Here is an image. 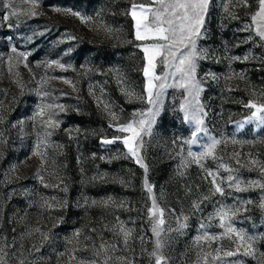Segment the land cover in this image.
<instances>
[{
	"label": "rangeland",
	"instance_id": "obj_1",
	"mask_svg": "<svg viewBox=\"0 0 264 264\" xmlns=\"http://www.w3.org/2000/svg\"><path fill=\"white\" fill-rule=\"evenodd\" d=\"M12 2L18 15L5 21L9 10L0 0V257L6 264H69L75 251L71 264H79L80 258H97L93 252L106 243L115 245L107 253L108 264H153L149 253L156 237L147 211L151 200L143 187L144 169L127 157L121 142L101 143L126 135L110 123L124 124L134 119V112L150 107L139 97L146 85L140 45L151 41L135 40L130 15L132 3L146 0H36L35 8L31 0ZM53 7L78 11L88 19L57 13ZM258 8V0H210L197 40L198 49L208 53L196 69L205 126L210 136L226 141L217 147L216 159L204 158L201 168L187 156L183 140L190 138L193 126L179 111L186 94L175 87L165 90L151 134L143 136L140 154L148 166L147 179L165 209L162 251L168 264H203L202 253L214 254L221 244L225 250L234 248L227 237L210 244L196 241L205 232L220 236L224 231L216 218L209 219L221 206L239 209L234 227L258 237L255 256L229 259L264 264V188L248 186L251 181L264 184V127L254 122L239 127L251 115L246 103H264V40L252 22ZM33 10L38 14H25ZM49 61H59L66 70L49 67ZM40 92L49 95L41 97ZM97 98L110 105L118 121L97 106ZM49 103L65 110H50L59 127L37 149L45 131L41 120L47 116L36 117V112ZM208 142V136L200 134L191 150L199 153ZM37 151L47 161L43 168ZM235 153L240 154L239 164ZM182 160L188 161L186 166ZM206 170L218 173L223 195L212 194ZM229 175L242 181L245 190L229 187ZM109 198V204L100 203ZM194 201H202L197 211L192 209ZM181 213L188 217L187 227L175 231ZM202 223L207 225L203 229ZM121 227L131 232L127 244ZM77 230L79 237L74 235ZM97 259L103 264L105 255Z\"/></svg>",
	"mask_w": 264,
	"mask_h": 264
},
{
	"label": "snow or ice",
	"instance_id": "obj_2",
	"mask_svg": "<svg viewBox=\"0 0 264 264\" xmlns=\"http://www.w3.org/2000/svg\"><path fill=\"white\" fill-rule=\"evenodd\" d=\"M31 3L33 8L38 6L36 0H31ZM209 3L210 0H146L144 3L131 4L130 15L135 22V40L141 42L151 41V43H143L140 45L144 53L145 64L142 72L143 76L146 78V85L144 88L145 95L139 97L150 105V107L146 111L134 112V119L129 122L124 124H109V127H113L116 131L126 135L116 136L111 139L104 138L101 140V143L104 145H111L118 141L121 142L127 150V157L134 159L135 163L144 169L145 178L143 187L149 194L151 200V207H149L147 211L152 223V233L156 237L153 250L149 253V256L153 259V264H168V258L162 251L166 243L162 235L166 231L164 228L165 209L158 204L154 186L148 182V166L144 162L143 156L140 154V149L143 146V136L151 134L152 126L156 122L157 116L160 114L165 90L170 87H175L183 90L186 94L184 102L180 104L179 111L183 113L184 122L193 126L190 138L183 140V144H187L189 147L187 156L191 158V162L203 168L201 161L206 157L216 159L217 147L226 143V141L217 139L208 134V129L204 121V117L207 113L204 111V107L199 100L200 93L203 89L200 81L196 78L197 61L206 59L208 56L205 50L198 49L197 40L202 36L201 28ZM258 4L259 8L252 16V22L255 24L256 34L261 40H264V0H258ZM3 7L9 10L8 14L3 16L5 21L18 15L17 8L14 6L12 0H4ZM52 10L57 13L64 12L65 14H71L72 16L80 18L82 21L88 19L82 16L80 12L72 9L53 7ZM25 14L35 16L38 13L33 10ZM16 51V48L13 47L12 52L15 53ZM18 55L24 57L25 60L27 59L26 53L21 52ZM247 58L248 57H244V59ZM11 59L12 58L9 57V60ZM53 64L62 70H66L65 65L61 64L59 61L48 62L49 67ZM25 67H27L26 63ZM158 67L164 69L161 74H158L156 71ZM169 79L172 80V83H168ZM64 82L71 83V81L66 79ZM73 87H75V85H73ZM124 91L129 97L135 96V93L131 90ZM39 94L41 97L49 95L47 92H40ZM92 94L95 95V93ZM188 97H191V99H188ZM97 106L102 108V110L111 117L112 121H118V117L111 111L109 104L97 98ZM244 106L252 111L246 121L239 124V127L243 128L245 123L253 122L256 124L257 128L264 127V103L258 104L250 100ZM53 108H59L60 111L65 110V106L60 104L49 103L38 106L36 117L47 116V119L41 120V126L45 131L44 137L36 146L37 149H39L40 144H43L47 137H50L55 129L59 127L60 122L55 119L56 113L50 111ZM137 115L140 117L139 119H135ZM200 134L208 136L209 142L202 145L203 150L201 152L196 153L191 150V147L199 142ZM232 143H239V141L232 140ZM173 144H176L175 140ZM183 144L181 145V151H183ZM34 154L41 155V168H43L45 163H47L44 156L39 151ZM239 155V153L234 154V156L237 157V164L240 163L238 159ZM187 163V160H182V166H186ZM250 163L255 164L256 161H250ZM221 167H224L229 173L232 171L227 165L222 164ZM261 171L264 172V168H262ZM206 172L207 177H211L210 183L212 189L210 191H212V194L219 193L223 195L224 188L221 186L223 181L221 179V182H218V173L214 174L211 170H206ZM183 174V172L180 173V175ZM37 176L45 187H49V184L44 182L43 175H40L38 172ZM227 181L229 187H234L236 191L245 190V188L241 187L242 181L232 175L227 177ZM60 182L63 183L62 180ZM121 183L124 182L121 181ZM253 185L264 188V184L259 181H251L248 186ZM55 186L59 187V184ZM63 190L66 191V189ZM203 199L206 200L208 197H204ZM110 202L111 198L101 201L100 203L107 205ZM92 203L95 204L97 202L93 201ZM201 203L202 201H194L192 203V209L194 211L199 210ZM248 203H251V201H248ZM48 206L51 207V205ZM121 207H123V204H121ZM260 207L264 209V198H262ZM172 211L174 212L175 210ZM238 212L239 209L221 206L215 210L214 214L210 215L209 219L211 220L213 217L216 218L219 221V227L224 229V231L220 236L210 235L205 232L202 236L198 235L196 241L200 242L203 240L210 244L213 241H218L227 237L234 244V248L225 250L221 244L214 249V254L213 252L202 253L201 259L203 260V264H210L209 258H211V264H242V261L239 259L231 260L229 258L256 255L254 244L258 237L249 235L243 230H237L232 223L233 217H235ZM187 219L188 217L183 213H181V216L176 217L177 228L175 231H180L187 227ZM206 226L207 225L203 223L200 225L202 229ZM36 231L39 232L40 230L36 229ZM93 231H95V229H93ZM120 231L123 233L124 243L127 244L131 235L130 230L121 227ZM169 231L172 230L169 229ZM74 235L79 237L80 231L77 230ZM44 238L47 239L46 234H44ZM110 248L114 249L115 245L101 243L93 252V256L98 258L101 255H105L103 264H108V261L111 259V257L107 256ZM61 255H63V253H61ZM97 258L89 260L80 258L79 264H100ZM75 259V251H73L69 264H71V260ZM0 264H6V261L2 257H0ZM18 264H25V261L20 260Z\"/></svg>",
	"mask_w": 264,
	"mask_h": 264
}]
</instances>
